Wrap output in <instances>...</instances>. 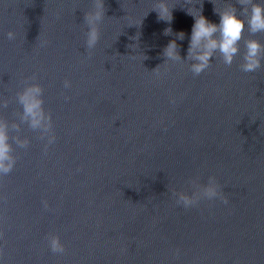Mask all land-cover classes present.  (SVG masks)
I'll return each instance as SVG.
<instances>
[{
    "label": "water",
    "instance_id": "water-1",
    "mask_svg": "<svg viewBox=\"0 0 264 264\" xmlns=\"http://www.w3.org/2000/svg\"><path fill=\"white\" fill-rule=\"evenodd\" d=\"M230 2L241 8L169 0V25L151 10L157 0H104L100 39L87 49L93 0H0V117L30 141L14 143L16 164L0 177V264H264V61L240 68L253 36L245 29L232 65L217 54L199 76L161 55L184 31L186 57L187 10L218 22L214 8ZM34 76L56 135L47 149L16 99ZM209 176L227 204L176 203L173 191L191 194V180Z\"/></svg>",
    "mask_w": 264,
    "mask_h": 264
},
{
    "label": "clouds",
    "instance_id": "clouds-1",
    "mask_svg": "<svg viewBox=\"0 0 264 264\" xmlns=\"http://www.w3.org/2000/svg\"><path fill=\"white\" fill-rule=\"evenodd\" d=\"M236 2L241 5L239 10L232 2L221 10L214 8L219 16L218 22L205 16L202 9L198 13L187 10L194 22L191 26L186 57L181 56L177 44L178 40L185 39L186 34L184 31H179L162 49L161 55L165 58L164 62H187L194 76H199L207 70L217 54L225 65L230 66L237 56L241 55V41L247 29L253 38L244 40L243 62L240 68L246 73L260 68L264 61V43L254 37L257 33H264V0H236ZM93 3L94 7L84 13V21L88 26L85 40L87 49H93L97 45L100 39L99 24L106 16L104 0H93ZM157 5L151 10L157 12L158 21H166L170 25L173 20V8L169 7V0H157ZM163 34L172 35L173 29L169 26L163 30ZM7 35L10 40L15 38L13 31H9ZM32 80L33 82L26 83L17 93L16 99L22 109L21 119L31 129L38 130L42 139L46 138L45 149H47L48 145L56 140L52 115L45 108L44 88L40 83L35 82V76ZM70 86L71 81L65 79L64 87ZM172 102L175 103V98H172ZM29 142L27 137L10 136L8 121L0 117V177L10 173L16 164L14 143L20 147H27ZM191 183L194 186L191 194L186 191H173L176 203L184 208L198 206L201 200L212 201L217 198L225 204L228 203V197L224 195L215 176H209L207 183L203 185L199 184L198 179L195 178L191 180ZM44 205L48 206L46 201ZM48 239L52 252L65 251V245L59 235L49 234ZM179 253L180 250L177 249L176 254L179 255Z\"/></svg>",
    "mask_w": 264,
    "mask_h": 264
}]
</instances>
